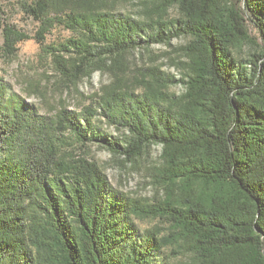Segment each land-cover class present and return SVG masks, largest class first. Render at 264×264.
I'll return each instance as SVG.
<instances>
[{"label": "trees", "instance_id": "1", "mask_svg": "<svg viewBox=\"0 0 264 264\" xmlns=\"http://www.w3.org/2000/svg\"><path fill=\"white\" fill-rule=\"evenodd\" d=\"M30 1L39 43L56 24L81 30L43 49L73 53L59 66L74 80L100 70L115 81L98 108L49 115L0 74V264H165L169 245L193 264H264V0H240L262 37L247 58L237 53L250 38L246 18L232 0H144L139 16L107 0ZM170 7L179 17L168 18ZM3 35L6 58L30 38L9 24ZM182 35L185 93L164 92L169 79L157 73L142 92L141 78L126 82L128 53ZM100 114L128 135L104 132L93 122ZM69 132L127 161L159 145L153 178L163 195L143 203L115 191L97 162L67 159ZM147 217L167 233L141 231L134 219Z\"/></svg>", "mask_w": 264, "mask_h": 264}, {"label": "rangeland", "instance_id": "2", "mask_svg": "<svg viewBox=\"0 0 264 264\" xmlns=\"http://www.w3.org/2000/svg\"><path fill=\"white\" fill-rule=\"evenodd\" d=\"M116 14L139 16L148 5L144 0H107ZM150 1V0H148ZM30 0H0V45L3 44V28L5 24L13 25L27 33L30 38L18 44L17 52L9 58L0 52V74L5 78L10 92L23 95L36 104L40 113L56 115L61 109L68 108L82 112L86 107L98 108L100 96L104 89L115 81L109 71L91 70L86 76L74 80L71 74L58 64L62 55L69 61L73 53L55 50L49 52V47H59L70 39L81 36V30L56 24L43 43L35 38L39 22L25 11V4ZM238 9L244 13L249 30V41L237 51L240 57L247 58L252 52L260 50L262 37L253 22L251 15L240 0H232ZM179 17L176 7H170L168 18ZM187 36L173 38L170 43L143 46L128 53V73L126 82L141 78V86L137 91H145L147 81L154 83L153 73L169 79L163 91L169 95L179 96L186 92L185 84L179 82L184 77L183 61H186L184 46L188 43ZM45 49V50H43ZM70 68V66H67ZM67 68V69H68ZM136 84V83H134ZM101 109H98L100 113ZM93 122L104 132L113 137L124 138L128 131L109 122L103 114L94 117ZM69 139L63 147V155L67 159L86 157L97 162L107 175L111 187L118 193L129 195L143 203H154L163 195V190L154 183L155 166L160 162L161 147L153 145L144 156L137 161H127L125 157L113 153L112 150L98 142L81 144L74 133L69 132ZM136 226L141 230L160 229L167 233L168 224L160 218H136ZM165 264H193L190 251H179L172 245L165 247L159 254Z\"/></svg>", "mask_w": 264, "mask_h": 264}]
</instances>
